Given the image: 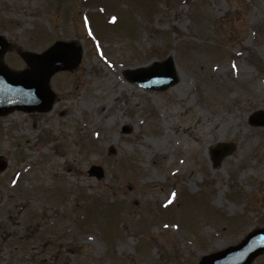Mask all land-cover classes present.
Returning a JSON list of instances; mask_svg holds the SVG:
<instances>
[{
	"label": "rangeland",
	"instance_id": "rangeland-1",
	"mask_svg": "<svg viewBox=\"0 0 264 264\" xmlns=\"http://www.w3.org/2000/svg\"><path fill=\"white\" fill-rule=\"evenodd\" d=\"M0 35L15 72L20 49L83 55L52 111L0 118V264H198L264 228V0H0ZM166 59L165 90L125 79Z\"/></svg>",
	"mask_w": 264,
	"mask_h": 264
},
{
	"label": "water",
	"instance_id": "water-1",
	"mask_svg": "<svg viewBox=\"0 0 264 264\" xmlns=\"http://www.w3.org/2000/svg\"><path fill=\"white\" fill-rule=\"evenodd\" d=\"M0 37V116L14 110L28 113H46L52 109L55 96L49 88V80L57 72L75 69L81 60V50L73 43L57 42L41 55L35 53H20L29 70L13 73L2 63L3 55L12 50ZM127 80L144 89L161 90L176 82L171 60L161 65H153L149 70L128 72ZM252 126L264 127V113H255L249 120ZM232 151L230 146L218 147L212 151L213 166ZM4 168L1 165L0 170ZM90 176L101 179L102 170L92 167ZM264 254V229L249 234L244 241L220 253L203 258L200 264H250L251 261Z\"/></svg>",
	"mask_w": 264,
	"mask_h": 264
},
{
	"label": "snow or ice",
	"instance_id": "snow-or-ice-1",
	"mask_svg": "<svg viewBox=\"0 0 264 264\" xmlns=\"http://www.w3.org/2000/svg\"><path fill=\"white\" fill-rule=\"evenodd\" d=\"M235 67V66H234ZM173 196H175V193H173ZM169 203H171V201H169Z\"/></svg>",
	"mask_w": 264,
	"mask_h": 264
}]
</instances>
